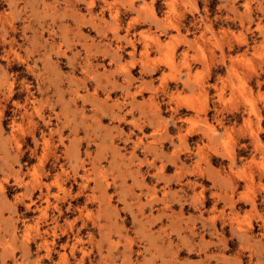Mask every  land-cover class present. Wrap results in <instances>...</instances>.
<instances>
[{"label": "rangeland", "instance_id": "rangeland-1", "mask_svg": "<svg viewBox=\"0 0 264 264\" xmlns=\"http://www.w3.org/2000/svg\"><path fill=\"white\" fill-rule=\"evenodd\" d=\"M0 264H264V0H0Z\"/></svg>", "mask_w": 264, "mask_h": 264}, {"label": "clouds", "instance_id": "clouds-1", "mask_svg": "<svg viewBox=\"0 0 264 264\" xmlns=\"http://www.w3.org/2000/svg\"><path fill=\"white\" fill-rule=\"evenodd\" d=\"M0 115H2V114H0Z\"/></svg>", "mask_w": 264, "mask_h": 264}]
</instances>
